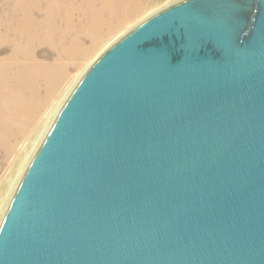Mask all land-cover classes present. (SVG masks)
<instances>
[{
    "label": "water",
    "instance_id": "95a60500",
    "mask_svg": "<svg viewBox=\"0 0 264 264\" xmlns=\"http://www.w3.org/2000/svg\"><path fill=\"white\" fill-rule=\"evenodd\" d=\"M0 264H264V0H179L104 51L22 177Z\"/></svg>",
    "mask_w": 264,
    "mask_h": 264
},
{
    "label": "bare ground",
    "instance_id": "6f19581e",
    "mask_svg": "<svg viewBox=\"0 0 264 264\" xmlns=\"http://www.w3.org/2000/svg\"><path fill=\"white\" fill-rule=\"evenodd\" d=\"M86 2L76 6L72 0H14L8 13L0 16V45H12L11 52L0 58V225L29 161L65 103L60 93L72 61L90 50L82 38L95 43L134 15L140 4V0ZM97 2L100 6L95 8ZM74 13H80L78 20ZM43 43L55 48L53 60L36 58L34 47ZM72 87L65 93L70 95Z\"/></svg>",
    "mask_w": 264,
    "mask_h": 264
},
{
    "label": "rangeland",
    "instance_id": "374dc122",
    "mask_svg": "<svg viewBox=\"0 0 264 264\" xmlns=\"http://www.w3.org/2000/svg\"><path fill=\"white\" fill-rule=\"evenodd\" d=\"M86 1H89V0H72V5L78 6L82 2L81 5L84 6L85 3H87ZM177 1H179V0H140L138 10L135 12V14L132 15L128 20L120 21L117 24V27H115L112 32L100 35L96 39L95 43H93L88 37H83L82 38L83 44H85L86 49H90V50L84 57L82 56V57L72 61L71 67L69 69V74H68V82L62 86V89H61L62 92L60 91L61 92L60 97L62 96L63 99L65 98L64 100L66 102V99H67L66 97L68 94L65 92L69 91V86L72 87V85L74 84L72 87V88H74L75 85L80 80V78L82 77V75L86 72V70L112 44H114L122 36H124L126 33H128L132 28H134L135 26H137L138 24H140L141 22H143L147 18L153 16L158 11L162 10L163 8L169 6V5H171ZM13 3H14V0H0V16L7 14L8 11L11 9V6ZM99 6H100V3L97 2L95 5V8H97ZM78 14H80V13H78ZM78 14L77 13L73 14L74 21L78 20L77 19L79 17ZM11 49H12V45L10 43H5V44L0 45V58L7 56L11 52ZM34 52L36 54V58L38 60H43V61H51L57 55L55 48L53 46L47 44V43L36 45L34 47ZM67 88H68V90H67ZM68 97H69V95H68ZM58 102H59V100H58ZM58 113H57V115H58ZM57 115H56V117H57ZM54 120H55V118H54ZM48 131H47V133H48ZM45 136H44V138H45ZM44 138H43V140H44ZM42 141H41V143H42ZM41 143H40V145H41ZM38 147L36 148V151H37ZM31 160L29 161L28 165L30 164ZM4 168H5V166H4ZM2 172H4V171H1V173Z\"/></svg>",
    "mask_w": 264,
    "mask_h": 264
}]
</instances>
